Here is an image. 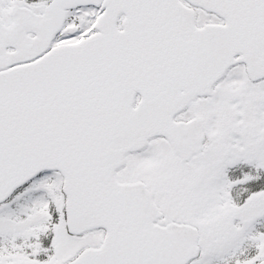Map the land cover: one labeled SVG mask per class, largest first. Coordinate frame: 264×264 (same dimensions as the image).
<instances>
[{"label":"snow or ice","instance_id":"obj_1","mask_svg":"<svg viewBox=\"0 0 264 264\" xmlns=\"http://www.w3.org/2000/svg\"><path fill=\"white\" fill-rule=\"evenodd\" d=\"M0 264H264V0H0Z\"/></svg>","mask_w":264,"mask_h":264}]
</instances>
